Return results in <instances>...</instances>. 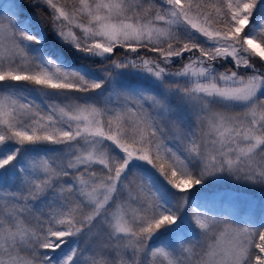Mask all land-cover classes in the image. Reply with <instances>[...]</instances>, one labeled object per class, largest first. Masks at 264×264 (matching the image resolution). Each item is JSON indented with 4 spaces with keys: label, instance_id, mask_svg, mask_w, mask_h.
<instances>
[{
    "label": "snow or ice",
    "instance_id": "snow-or-ice-1",
    "mask_svg": "<svg viewBox=\"0 0 264 264\" xmlns=\"http://www.w3.org/2000/svg\"><path fill=\"white\" fill-rule=\"evenodd\" d=\"M259 4L0 0V264H264Z\"/></svg>",
    "mask_w": 264,
    "mask_h": 264
},
{
    "label": "rangeland",
    "instance_id": "rangeland-1",
    "mask_svg": "<svg viewBox=\"0 0 264 264\" xmlns=\"http://www.w3.org/2000/svg\"><path fill=\"white\" fill-rule=\"evenodd\" d=\"M264 18V7L261 8V4L258 5L256 12L254 13V23L258 22L259 19ZM68 59H72L71 54H68ZM158 175V174H157ZM162 179V178H161ZM205 184H215L216 186H220L217 190L221 191H239L248 193L249 196L256 198L259 197L260 190L258 188H253L251 186L244 185L242 183L236 182L228 176H223L219 181H206ZM205 185H198L196 189H193V194L190 197L193 201L197 199L196 192L197 189L204 190ZM185 214H187V209H185ZM194 229V225H192Z\"/></svg>",
    "mask_w": 264,
    "mask_h": 264
},
{
    "label": "trees",
    "instance_id": "trees-1",
    "mask_svg": "<svg viewBox=\"0 0 264 264\" xmlns=\"http://www.w3.org/2000/svg\"><path fill=\"white\" fill-rule=\"evenodd\" d=\"M261 8L264 7V0H260Z\"/></svg>",
    "mask_w": 264,
    "mask_h": 264
}]
</instances>
